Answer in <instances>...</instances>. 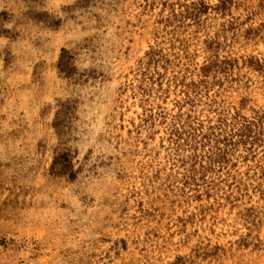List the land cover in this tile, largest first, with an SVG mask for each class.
Masks as SVG:
<instances>
[{
    "label": "rangeland",
    "instance_id": "rangeland-1",
    "mask_svg": "<svg viewBox=\"0 0 264 264\" xmlns=\"http://www.w3.org/2000/svg\"><path fill=\"white\" fill-rule=\"evenodd\" d=\"M0 264H264V0H0Z\"/></svg>",
    "mask_w": 264,
    "mask_h": 264
}]
</instances>
